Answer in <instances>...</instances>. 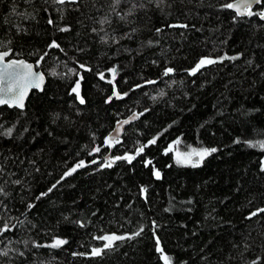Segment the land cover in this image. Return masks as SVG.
Here are the masks:
<instances>
[{
  "label": "trees",
  "instance_id": "trees-1",
  "mask_svg": "<svg viewBox=\"0 0 264 264\" xmlns=\"http://www.w3.org/2000/svg\"><path fill=\"white\" fill-rule=\"evenodd\" d=\"M233 1L167 0L157 8L129 0L120 14L133 3L145 7L121 21L111 0H0V50L35 64L49 53L37 68L47 77L44 90L33 91L24 110L0 107V123L15 125L11 138L0 136V184L8 193L0 196V226L16 225L0 236V250H9L0 264H163L157 237L170 264H251L258 257L264 264V213L246 219L264 208V151L249 147L264 140V21L222 7ZM105 16L111 23L100 25ZM179 24L189 27H169ZM52 40L63 51L49 49ZM224 55L239 58L189 74L202 57ZM167 67L174 72L164 76ZM77 80L84 104L71 92ZM133 113L140 117L120 142L106 145ZM141 145L148 146L131 164L103 167ZM192 147L218 151L198 167L178 165L176 151ZM80 161L86 166L64 176ZM141 227V235L90 255L103 244L93 237ZM55 237L68 243L35 247Z\"/></svg>",
  "mask_w": 264,
  "mask_h": 264
},
{
  "label": "snow or ice",
  "instance_id": "snow-or-ice-1",
  "mask_svg": "<svg viewBox=\"0 0 264 264\" xmlns=\"http://www.w3.org/2000/svg\"><path fill=\"white\" fill-rule=\"evenodd\" d=\"M47 2V0H46ZM53 3L55 4H60L64 5L66 3H77L78 0H52ZM129 0H111V9L113 12L116 13V15L119 17L121 21H127V18L129 16L134 15L135 9L137 7L143 8L145 5L143 3L136 4L133 3L131 7L129 8L128 12L125 14H120L117 9L122 3H127ZM149 3H154L157 8H159L162 4H166L167 0H148ZM253 5H258L261 6L258 11H253ZM222 7L226 9H234L236 16L237 17H242V16H247V17H252V16H258L260 20L264 21V0H237L235 3H226ZM57 11H60L57 9ZM48 23L51 25L55 23L51 18H49ZM98 23L100 25H103L105 23L110 24L111 21L108 19L107 16H105L103 19L99 20ZM169 27H181V28H187L189 27L187 24H179V25H169ZM62 32L69 31L70 29L67 27L59 29ZM93 32H98L96 28L92 29ZM99 31H103V28L101 27ZM135 32V29L132 30ZM157 32H160L161 29H156ZM132 33H124L122 34L121 38H130ZM115 40V37L112 38ZM102 42L107 43L108 39L106 36L101 37ZM118 42V41H116ZM151 43V41H149ZM49 49H61V46L59 43H57L56 40H52L49 45ZM12 55L11 50H0V105H7L9 108H17L23 110L25 108V99L28 97L30 90L32 89H41L42 90V85L45 82V74L43 72L35 70L36 68L39 67L41 61H44L45 57L49 55L48 52H45L43 55L39 56V59L37 60L36 64L33 65L32 63H28L25 60L22 59H8ZM238 56H221L218 58H210V57H202L193 68L189 70L190 75H195L197 72H199L202 68H204L207 65H212L216 63H222L224 60H236L238 59ZM251 63V62H249ZM79 67L81 69H84L85 71H90L91 69L87 68L86 65L80 64ZM75 72V70H72ZM110 71L113 74V79H115L116 75V69L112 68ZM174 72V69L172 67H167L163 75L164 76H169ZM56 73L53 72L52 75H55ZM104 74H100V79L103 80ZM80 79H83L81 76ZM111 83V81H110ZM147 83H155V81H147ZM139 87V85L137 86ZM71 92L75 94L77 99L79 100L80 104H84L85 100L81 97L80 95V82L77 80L75 83V86L71 89ZM114 95L116 96L117 99H121L122 96L118 92H114ZM127 95V93L123 94ZM163 95V93H161ZM112 98L109 97V101ZM142 115V113H141ZM137 117L134 115L132 119H136ZM129 123V120H124L121 124V122H118L119 126L122 125H127ZM15 125L12 127H4V124L0 123V136L11 138L13 136ZM117 131H119V127L117 128ZM112 137H108L105 139L104 143L106 145H110L112 143ZM116 143H119L120 141L117 139L115 141ZM240 141H236V143H239ZM156 140L152 139L148 141V144H155ZM176 145L180 144V140H177L175 142ZM148 145H141L135 152V155H124V156H116L114 159H108L107 162L103 165V167H112V165L118 161V160H124L127 161L129 164L132 163L133 160L136 159L137 156H139L141 153L144 152L145 148ZM249 147L253 148H259L261 151H264V140L258 141L257 143L253 144L249 142ZM94 152H100L101 149L100 147H96ZM168 152L173 151V146L170 145L169 148L167 149ZM218 149L213 147V148H206V147H192L188 150H185L183 152L177 150L176 151V163L178 165H191L192 167H198L202 163V161L207 157L210 156L211 154L217 152ZM92 163H96L95 160L92 161ZM152 161L148 160L145 164L147 167L148 165H151ZM84 161H80L75 165V167L71 168L69 171H67L64 176H70L78 168L85 167ZM264 171V168L261 169ZM3 167H0V175L3 174ZM154 176L156 179L161 178V172L159 170H154ZM11 175V174H9ZM63 179V177H62ZM21 181L20 180H15L12 181V183L19 184ZM59 183V181L57 182ZM56 185L54 184L51 188L48 189V192H51L53 188H55ZM142 192H147L146 188L141 189ZM48 192L41 193V196H46L48 195ZM8 193L5 192V188L3 184H0V196H7ZM37 199H40V197H37ZM0 205H3V201H0ZM6 207V206H5ZM34 207V205L29 204L28 208L31 209ZM264 213V208H259L256 211L251 212L246 219H252L253 217L258 216L259 214ZM3 218L0 217V220ZM81 227H84V224L80 225ZM16 227L15 224H10L8 222H4L2 226H0V236H3L5 233L12 231ZM155 222H153V228H155ZM144 231L143 227H141L138 231L133 233L132 235H117L115 233L112 234H104L100 236H95L93 237L96 240L103 241V244L101 247H93L90 251V255L93 257H99L105 254L106 251L113 250L117 245V241H122L126 239H132L135 236L141 235V233ZM0 243H3L2 240H0ZM25 245H27V241H24ZM68 241L66 239H62L59 237L53 238V241L50 244L47 245H41V244H36L35 247H48L52 249H58L61 248L63 245H66ZM156 243H157V249L156 251L158 253H161V259L163 260V264H170V257L167 255L163 254V249L159 247V238H156ZM85 255L84 253H74V255ZM9 255V250H0V256H5L7 257ZM21 256L24 255L23 252L20 253ZM261 258L258 257L256 260L252 261L251 264H260Z\"/></svg>",
  "mask_w": 264,
  "mask_h": 264
},
{
  "label": "water",
  "instance_id": "water-1",
  "mask_svg": "<svg viewBox=\"0 0 264 264\" xmlns=\"http://www.w3.org/2000/svg\"><path fill=\"white\" fill-rule=\"evenodd\" d=\"M235 2H237V0L233 1L232 3H235ZM256 6H258V5H253V9H254ZM232 10L235 12L234 9H232ZM8 50H11V52H12V49H8ZM8 59H22V60H25V61L28 62V63H32L33 65H35V63H33V62H31V61H28V60H26V59H24V58H15V57H12V55H11ZM35 70L40 71V72H43L42 70H39V69H37V68H36ZM43 73H44V72H43ZM44 74H45V73H44ZM46 82H47V77H46V74H45V82H44V84L42 85V90H41V89H32V90H30L28 97L25 99V108H26L27 101H28V98L30 97L31 93H32L33 91H39V92H42V91L44 90V88H45ZM2 106H7V105H0V107H2ZM25 108H24V109H25ZM24 109H23V110H24ZM19 110H21V109H19ZM134 115L137 117L136 119H132V117H133ZM139 117H140V114H138V113H133V114H131L130 116H128L127 118H124V119L120 120L119 122H121V124H122V122H123L124 120H129V123H128L127 125H122V126H119L118 123L115 125V128H114L113 131L110 133V136L113 138V139H112V142H115L117 139L121 138V137L123 136V134H124L126 128L129 127L133 122H135ZM118 127H119V131H117V128H118ZM110 136H109V137H110Z\"/></svg>",
  "mask_w": 264,
  "mask_h": 264
}]
</instances>
